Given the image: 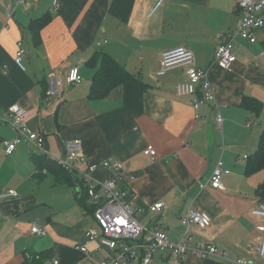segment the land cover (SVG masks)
I'll use <instances>...</instances> for the list:
<instances>
[{
    "label": "crops",
    "instance_id": "1",
    "mask_svg": "<svg viewBox=\"0 0 264 264\" xmlns=\"http://www.w3.org/2000/svg\"><path fill=\"white\" fill-rule=\"evenodd\" d=\"M56 1L53 11L54 0H0V119L13 105L23 109L28 130L45 138L53 158L66 157L67 140H81V161L70 173L80 184L89 166H97L92 180L102 182L110 172L100 164L119 162L134 176L123 178L122 184L137 222L164 231L174 242L185 233L181 217L189 210L206 214L210 224L193 227L189 244H211L224 259L188 257L183 264H236L238 259L261 264L249 249L259 245L257 227L264 226V219L250 211L264 203L257 194L264 171L248 177L244 170L264 129V50L235 35L231 68H221L214 59L219 37L237 26L236 0H165L153 14L154 0ZM46 17L49 22L35 43L28 27ZM18 41L25 49L23 69L14 62ZM179 47L192 52L194 65L206 71L220 127L211 106H203L197 120L190 99L177 96L176 86L186 81L189 67L157 76L161 54ZM101 53L138 76L143 86L125 84L103 99L90 100L95 70L85 63ZM75 69L82 81L69 87L64 80ZM50 81L63 85L45 98ZM243 97L263 104L258 116L240 106ZM14 137L0 123V194L13 190L17 195L0 203V264H98L110 252L85 237L96 225L79 183L55 184L51 174H39L32 157L42 155L32 156L34 148L24 139L7 155L2 142ZM148 148L154 156L144 155ZM234 150L248 154L238 157L244 164L237 175L223 176V190L212 189L208 181L213 169L221 161L230 170L223 160ZM157 202L166 206L161 212L151 210ZM33 224L47 234L31 235ZM76 246L86 247L88 255ZM152 264L172 260L156 254Z\"/></svg>",
    "mask_w": 264,
    "mask_h": 264
},
{
    "label": "built area",
    "instance_id": "2",
    "mask_svg": "<svg viewBox=\"0 0 264 264\" xmlns=\"http://www.w3.org/2000/svg\"><path fill=\"white\" fill-rule=\"evenodd\" d=\"M36 0H16L18 3ZM165 0H154L151 14L158 10ZM237 10L240 13L239 20L234 32L221 35L219 44L214 51V59L221 68L229 70L235 61L233 55L232 38L237 35L246 40L249 44H260L264 50V0H236ZM53 11H57L58 3L53 2ZM101 44H97L100 46ZM25 49L22 41L16 43L14 57L15 64L23 69L22 58ZM179 67H189L186 81L176 86V94L179 97H188L190 105L195 113V119H201V108L205 105L212 107L215 113V123L220 127L222 117L219 107L216 104L214 87L208 80L205 70L194 65V56L189 50L179 47L167 50L161 54L160 70L157 76H162L166 72ZM81 77L77 70H72L65 78L64 83L73 87L80 84ZM62 82H49V88L45 91L44 97L49 98L55 94V88H61ZM59 95L60 93H56ZM27 113L13 105L9 107L0 119V123L8 125L15 135L12 141H3L4 152L9 155L24 139L29 142L36 153L47 157L68 172L76 170V164L80 163L79 154L82 151V141L79 139L67 140L65 142L66 157L57 159L50 156L46 148L45 138L39 134L32 133L27 127ZM144 155L154 156L151 149L144 150ZM110 172V175L102 182L94 181L90 175L96 170V165H91L82 172L84 192L89 204L93 207V219L96 229L90 228L85 232V237L90 242H95L98 249H105L110 254L98 262V264H131L139 259V264H152L156 254H162L171 258L172 264H183L186 258L196 257L203 261L210 258L224 259V253L211 244L195 243L189 244L191 230L193 227L205 228L210 224V218L203 213L189 210L180 219L181 225L185 229L182 240L174 242L168 238L166 233L158 228H148L141 226L136 220V211L131 205L129 190L122 184V179H133L134 176L124 170L122 165L116 161H104L100 164ZM230 172L224 168L221 161L217 162L213 169L208 184L212 189L223 190L222 178ZM16 192L8 190L0 194L2 201L15 198ZM163 202L152 205L153 212H161L165 209ZM251 216L264 219V203L259 202L250 211ZM260 232V242L255 248L249 249L254 252L261 264H264V226H258ZM30 234L43 237L46 230L38 225H31ZM75 249L85 255L88 250L83 246H76ZM29 258V257H28ZM236 264H252L246 259H238Z\"/></svg>",
    "mask_w": 264,
    "mask_h": 264
},
{
    "label": "trees",
    "instance_id": "3",
    "mask_svg": "<svg viewBox=\"0 0 264 264\" xmlns=\"http://www.w3.org/2000/svg\"><path fill=\"white\" fill-rule=\"evenodd\" d=\"M48 22L49 17H46L45 19L43 18L42 20L35 21L29 25L28 31L35 43H39V33ZM85 65L86 67L95 70L89 87L88 98L90 100L103 99L110 94L113 89L125 84L143 86V83L138 76L126 70L108 54H95L86 61ZM240 106L255 116H258L263 108V104L260 101L250 97H243ZM32 158L33 162L37 165V171H39V174L43 171L51 174L55 184H65L74 187L79 183L77 186L84 192L83 182L81 181V184L80 182H77V180L71 176V172L66 171L45 156H34ZM244 171L245 175L248 177L259 171H264V129L259 137L257 150L248 158ZM257 194L260 199L264 200V181L258 187ZM88 207L90 208V214L93 215V207L90 205H88ZM208 262L210 261H207L206 263L213 264Z\"/></svg>",
    "mask_w": 264,
    "mask_h": 264
},
{
    "label": "rangeland",
    "instance_id": "4",
    "mask_svg": "<svg viewBox=\"0 0 264 264\" xmlns=\"http://www.w3.org/2000/svg\"><path fill=\"white\" fill-rule=\"evenodd\" d=\"M86 71H84L85 73ZM86 74V73H85ZM90 77V75H89ZM84 79V78H83ZM89 80V79H88ZM254 152H251V154H253ZM243 155H248V154H243L241 151L239 150H234V155H231L230 157H228V161L226 162L225 160H223L224 164L227 165V167L230 169L228 170L229 172H231L232 176L237 175V171L239 170V166L243 165L244 161L238 160V157L240 159H242ZM220 159V158H219ZM219 159L217 161H219Z\"/></svg>",
    "mask_w": 264,
    "mask_h": 264
}]
</instances>
